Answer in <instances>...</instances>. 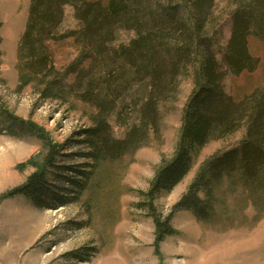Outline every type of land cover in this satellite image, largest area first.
<instances>
[{
	"label": "trees",
	"instance_id": "1",
	"mask_svg": "<svg viewBox=\"0 0 264 264\" xmlns=\"http://www.w3.org/2000/svg\"><path fill=\"white\" fill-rule=\"evenodd\" d=\"M228 3L233 7L231 28L222 46L214 0H30L18 46L20 86L33 81L41 99L72 107L68 102L72 97L90 105L93 112L89 124L75 132L72 144L63 148L48 142L42 165L0 197L22 194L47 209L80 204L102 163L120 160L159 134V104L173 96L186 75L191 76L193 86L182 107L175 148L161 159L148 189L141 192L143 206L154 222L156 243L175 233L170 224L175 211L189 210L198 220L209 221L225 205L226 187L264 189V83L239 99L227 93L223 84L228 73L252 72L259 64L249 39L264 41V0ZM65 5L72 7L78 26L59 33ZM118 27L132 30L134 36L114 47ZM65 39H71L79 51L58 68L49 43ZM143 81L148 83L145 97L124 104L134 108L137 120L123 137H116L109 114L132 84ZM244 122L245 138L208 159L171 212L158 214L155 198L182 181L194 155L210 140L235 132ZM75 145L82 146L76 155L83 162L63 166L72 176L66 178L69 188H62L54 183L60 174L50 170L58 169V157L69 155L62 150Z\"/></svg>",
	"mask_w": 264,
	"mask_h": 264
},
{
	"label": "rangeland",
	"instance_id": "2",
	"mask_svg": "<svg viewBox=\"0 0 264 264\" xmlns=\"http://www.w3.org/2000/svg\"><path fill=\"white\" fill-rule=\"evenodd\" d=\"M30 0H0V196L22 184L44 161L48 142L72 144L75 132L89 124L90 105L70 97L67 103L44 100L37 85L20 86L18 46L24 31ZM220 44L225 45L231 28L228 0H214ZM78 22L70 5H65L57 29H74ZM132 30L118 27L112 46L127 43ZM53 60L63 68L77 54L71 39L50 42ZM249 48L259 64L252 72L228 73L224 89L239 99L264 83V41L249 39ZM193 86L183 76L173 96L160 102L158 135L118 161L102 163L80 204L57 209L37 207L28 196L0 197V264H264V189L243 188L223 191L225 205L209 221H200L189 210L179 209L171 217L175 233L156 243L155 226L146 207L145 192L157 165L172 154L179 134L182 107ZM147 81L132 84L121 96L108 120L116 137H123L137 114L132 106L142 100ZM15 119H13V117ZM23 120L25 122H22ZM30 127L41 132L42 138ZM246 134V123L223 138L212 139L193 158L190 171L170 192L154 200L155 210L168 215L203 164L214 155L238 145ZM72 142V143H71ZM82 146L63 149L58 157L60 174L54 183L69 188L71 173L65 165L83 162ZM48 180L52 174L49 173Z\"/></svg>",
	"mask_w": 264,
	"mask_h": 264
}]
</instances>
